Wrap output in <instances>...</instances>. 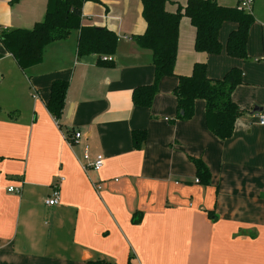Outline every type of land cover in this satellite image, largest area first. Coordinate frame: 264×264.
<instances>
[{
  "label": "crops",
  "instance_id": "obj_1",
  "mask_svg": "<svg viewBox=\"0 0 264 264\" xmlns=\"http://www.w3.org/2000/svg\"><path fill=\"white\" fill-rule=\"evenodd\" d=\"M253 4L247 60L225 49L211 56L193 50L196 28L182 18L177 75L162 78L148 108L132 101L135 87L154 81L152 51L133 39L146 29L140 0L83 6L82 25L118 35L113 67L97 65L96 54L78 56V31L74 40L49 44L43 61L26 69L0 42V264H264V26L262 43L250 40L264 9ZM47 5L0 0V25L33 29ZM225 24L221 43L238 26ZM51 50L59 53L50 61ZM196 62L213 79L242 71L232 99L244 115L228 139L209 130L203 99L191 119L176 118L178 75H190ZM56 80L70 83L60 119L47 108ZM75 130L83 136L70 145L66 133ZM134 130L147 131L141 149ZM85 145L93 159L103 155L101 169H84ZM192 159L209 168V185L196 182ZM55 185L60 201L48 206ZM13 186L21 192H9Z\"/></svg>",
  "mask_w": 264,
  "mask_h": 264
},
{
  "label": "trees",
  "instance_id": "obj_2",
  "mask_svg": "<svg viewBox=\"0 0 264 264\" xmlns=\"http://www.w3.org/2000/svg\"><path fill=\"white\" fill-rule=\"evenodd\" d=\"M20 0H11L15 5ZM87 0H48L45 18L37 22L33 29L17 28L0 33V42L17 60L22 69L35 66L43 61L46 47L55 41L65 40L73 31L79 32L78 56L97 55V65L114 66V55L118 46V35L107 27L82 25L83 6ZM142 15L146 29L142 34L133 35L140 47L150 49L153 55L154 81L135 87L132 91L134 105L151 107L159 84L165 76H176L180 22L185 14L196 28L194 47L198 52L219 54L223 49L227 54L248 59V39L255 17L253 13L236 6H224L217 0H187L182 11L166 9L168 0H141ZM226 21H234L237 28L231 31L225 48L219 33ZM179 83L174 90L177 98V119L189 120L195 114L197 99L206 101V123L209 130L218 138L225 140L232 136L238 118L244 111L233 101L232 93L242 83V71L231 68L222 79L208 76L207 64L196 62L190 75H178ZM69 81L56 80L50 88L47 108L60 119L66 106ZM1 112V109H0ZM146 130H134L132 140L136 149L146 142ZM199 181L209 185L210 171L201 159H192ZM93 264H108L98 261Z\"/></svg>",
  "mask_w": 264,
  "mask_h": 264
},
{
  "label": "built area",
  "instance_id": "obj_3",
  "mask_svg": "<svg viewBox=\"0 0 264 264\" xmlns=\"http://www.w3.org/2000/svg\"><path fill=\"white\" fill-rule=\"evenodd\" d=\"M253 3L254 0H238V6L240 9L246 11L247 13H252L253 10ZM9 30L7 27H3L0 25V33L3 31ZM259 122L261 125H264V115L259 116ZM83 134L80 130H75L69 133H66V140L70 145H76L79 143L80 139L82 138ZM83 167L87 170H99L104 165V157L103 155H97L95 159L92 158L90 154V148L88 145L84 146L83 150ZM63 180V178H62ZM196 182H199V179H196ZM96 190L100 191L102 189V185L96 183L95 185ZM9 192H15L20 193L21 188L18 187H10L8 188ZM60 201V189L59 185H55L52 191V194L49 196V198L46 199V204L48 206H56L59 204Z\"/></svg>",
  "mask_w": 264,
  "mask_h": 264
},
{
  "label": "rangeland",
  "instance_id": "obj_4",
  "mask_svg": "<svg viewBox=\"0 0 264 264\" xmlns=\"http://www.w3.org/2000/svg\"><path fill=\"white\" fill-rule=\"evenodd\" d=\"M141 1V0H140ZM228 2H230V3H232V6H236L237 4H238V0H227ZM257 1V5L259 6V10L260 9H264V0H256ZM99 2V1H98ZM169 5V6H172V7H174L175 9H174V11L176 12L180 7L182 8V11H183V9L185 8V6H186V4H187V0H178V1H174V0H169V1H167V3H166V5ZM253 8H254V12H255V14H257V12H256V7H255V5L253 4ZM106 11H108V8H106V9H104V15L106 14ZM185 17H187L185 14L183 15V19L185 18ZM182 20V19H181ZM255 22V21H254ZM254 22H253V24H254ZM225 23H234V21H226ZM224 23V27L222 28V30L224 31V29H229V25L230 24H225ZM259 26H260V28H259ZM258 26V24H256V25H253V27H254V31L251 33V35H250V40H251V42L255 45V46H258V44L260 45L261 43H262V41H263V38H262V31H263V29H262V26H264V23H260V25ZM251 29H253V28H251ZM231 33V32H230ZM230 33L228 32L227 34V39L226 40H228V37H229V35H230ZM71 39H76L77 38V32L76 31H73L72 33H71ZM124 38V37H123ZM56 42H59V41H56ZM56 42H54V43H56ZM119 42V41H118ZM53 43V44H54ZM225 43H227V41L225 42ZM225 43H222V45H223V47H225L226 45H224ZM117 48H118V46H117ZM192 49L194 50L195 49V47H192ZM222 52H223V50H222ZM221 52V53H222ZM55 53H59L57 50L56 51H52L51 50V52L50 53H48L47 54V57H49L50 58V61H51V58L53 59V55L55 54ZM221 53H219V54H221ZM208 56H211V55H209V54H207ZM212 55H218V54H212ZM188 58H189V55H188ZM261 58V57H260ZM48 62V61H47ZM183 62L184 61H182V65H183ZM225 76V75H224ZM223 76V77H224ZM165 77H168V76H165ZM170 78H173V76H169ZM175 77V76H174ZM223 77H221V78H215V79H222ZM164 78V77H163ZM162 80V79H161ZM159 90H160V84H159ZM48 222V221H47Z\"/></svg>",
  "mask_w": 264,
  "mask_h": 264
},
{
  "label": "water",
  "instance_id": "obj_5",
  "mask_svg": "<svg viewBox=\"0 0 264 264\" xmlns=\"http://www.w3.org/2000/svg\"><path fill=\"white\" fill-rule=\"evenodd\" d=\"M260 110H262V108H259V109L257 108V109L254 110V112H257V111H260Z\"/></svg>",
  "mask_w": 264,
  "mask_h": 264
}]
</instances>
